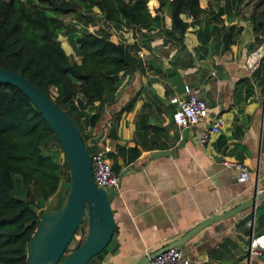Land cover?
Wrapping results in <instances>:
<instances>
[{"label":"crops","instance_id":"1","mask_svg":"<svg viewBox=\"0 0 264 264\" xmlns=\"http://www.w3.org/2000/svg\"><path fill=\"white\" fill-rule=\"evenodd\" d=\"M157 5L153 2L152 12ZM234 21L241 29L226 49L221 35L209 39L206 52L195 51L196 24L188 25L183 34L188 56H182L178 46L163 43L159 35L153 37L149 47L137 49L141 69L121 75L113 100L100 107L97 101L87 105L88 114L100 115L95 125L82 126L85 143L111 146L106 158L117 176L110 200L113 232L89 264H132L204 218L250 198L256 173L261 175L256 188H264V95H260L264 76L261 85L252 74L264 57L255 66L250 61L252 52L264 48V41L254 44L248 21ZM164 24L169 25L166 15ZM63 43V50L72 53L67 41ZM183 83L198 89L207 119L180 128L172 120L174 105L167 97L180 91ZM217 116L223 118V126L200 143L199 133ZM144 124L149 127L143 129ZM223 161L244 164L250 178L238 179L239 169ZM263 199L209 223L179 247L209 264H264L246 255L250 231L246 221L253 218L254 232L264 229L257 211Z\"/></svg>","mask_w":264,"mask_h":264},{"label":"trees","instance_id":"2","mask_svg":"<svg viewBox=\"0 0 264 264\" xmlns=\"http://www.w3.org/2000/svg\"><path fill=\"white\" fill-rule=\"evenodd\" d=\"M156 1L155 12L150 14L146 0H35L32 4L23 0H0V67L18 72L47 94L71 119L86 142L82 126L95 125L100 115L99 111L88 114L87 105L97 101L100 107L111 102L121 75L135 67L141 69L142 62L137 56L139 46L149 47L150 39L160 35L163 43L178 46L182 56H188L182 42L188 25H197L194 32L199 44L194 50L202 52H206L209 39L221 35L226 49L241 29L234 23L217 27L206 12L208 4L201 0H147V3L152 6ZM241 1L223 0L216 15L224 13L225 19L232 21L231 6ZM92 7L114 28L137 29L139 39L121 43L112 40L102 29H85L84 25L77 29L66 25L58 16L60 12H71L75 22H80L83 11H91ZM180 14L190 20H183ZM165 15L168 26L163 23ZM249 19L253 43L259 44L264 41V20ZM58 34L65 36L72 53L63 50ZM252 74L260 78L262 85L264 58ZM150 94L155 96L152 90ZM145 127L149 126L144 124L142 128ZM49 140L60 149L56 136L31 100L13 85L0 82V264H27L26 242L45 209L44 202L56 193L62 177L64 190L49 208L58 207L66 197L68 165L65 157L58 163L53 153L43 147ZM85 144L89 152L94 149ZM12 174L18 175L16 181L20 188L36 186V200L14 192ZM257 211L258 219L263 222L264 199ZM91 261L92 257L85 264Z\"/></svg>","mask_w":264,"mask_h":264},{"label":"water","instance_id":"3","mask_svg":"<svg viewBox=\"0 0 264 264\" xmlns=\"http://www.w3.org/2000/svg\"><path fill=\"white\" fill-rule=\"evenodd\" d=\"M0 82L13 85L35 105L56 136L68 165L69 184L64 201L56 208L41 211L37 224L26 242L27 264H85L108 243L113 232L110 200L113 188L95 185L90 155L80 132L52 99L18 72L0 67ZM264 197V188L250 198L208 216L162 247L145 254L132 264H143L171 246H180L209 223L253 207ZM85 221V233L78 245L68 252L66 246L75 230Z\"/></svg>","mask_w":264,"mask_h":264},{"label":"built area","instance_id":"4","mask_svg":"<svg viewBox=\"0 0 264 264\" xmlns=\"http://www.w3.org/2000/svg\"><path fill=\"white\" fill-rule=\"evenodd\" d=\"M263 48L252 52V55H256L253 59H250L251 65L255 66L258 59L262 56ZM137 53L138 50H137ZM197 88L190 86L187 83L181 85L180 91H175L167 97V101L174 105V110L171 114L172 120L177 127H187L194 125L200 121L207 119V108L202 98L197 94ZM224 124V120L221 116H217L214 119L209 120L207 127L199 133L198 141L203 142L209 133L219 132ZM261 125L264 126V112L261 116ZM88 145L93 146V150L89 152L91 174L95 185L102 188H113L117 185V176L111 170L110 164L106 160V153L111 150V146L106 143H95ZM225 164H230L239 169L238 179H249V173L247 167L235 161H223ZM264 175V168H263ZM261 178V175L255 174L254 186L255 193L260 188H256V182ZM249 227V234L247 236L246 243V255L247 259L250 257H257L261 262H264V229L260 232L253 231V218H249L246 221ZM143 264H209L207 261L199 259L195 256L188 255L181 247L171 246L167 249L157 253L153 257L149 258ZM244 264H249L244 263Z\"/></svg>","mask_w":264,"mask_h":264},{"label":"rangeland","instance_id":"5","mask_svg":"<svg viewBox=\"0 0 264 264\" xmlns=\"http://www.w3.org/2000/svg\"><path fill=\"white\" fill-rule=\"evenodd\" d=\"M26 3H34L35 0H23ZM205 4L207 3L208 8L206 10L207 13H209L211 21L217 26V27H225L229 24V22H223V14L220 15H216V11L218 10V6H222L223 5V0H202ZM258 0H242L240 3H236L234 2L231 6V12L233 13L234 16V20H236V22L239 21H244L247 20L249 25H251V21L249 18L253 17L255 20L261 19L264 20V1L262 3H257ZM146 6L150 12V14H153L154 12H152L151 6L148 5L147 0H146ZM155 10V9H154ZM58 16L61 17L65 24L68 26H75L77 29H82L85 27V29H102L103 31L107 32L109 34V37L121 42V43H132L135 42V40L139 39V31H137V29L133 28V27H122L120 29L114 28L112 26L111 23L109 22H105L101 19L98 10L95 7H92L91 11H83V14L81 15V17L83 18V21L80 22H75L73 14L71 12H60L58 13ZM164 20V17H163ZM233 20V22L235 23V21ZM164 23V21H163ZM225 24V25H224ZM84 25V27H83ZM165 26V24H164ZM142 31H144V29H141ZM156 30V29H154ZM156 32V31H155ZM150 34L151 31H149ZM160 36V35H159ZM162 38V36H160ZM57 39L61 44H64L63 42L66 41V38L64 35L62 34H58L57 35ZM62 42V43H61ZM170 43L168 42V45ZM139 49V48H138ZM264 49V48H263ZM262 56L264 57V52L262 54ZM75 58V57H74ZM51 94L53 95L54 92L52 91ZM260 95H264V87L262 88V90L260 91ZM44 148L49 149V151L51 153H53L55 160L58 163H61L63 160V153L61 148L59 149L55 144L54 141L49 140L47 142L44 143ZM107 162L109 163L108 158H106ZM12 178L14 180V192L21 195L22 197L26 198V199H30V200H36L37 199V188L36 186L30 184L28 185L27 189H22L20 188L18 182L16 181L18 178L17 174H12ZM61 183L60 186L57 188L56 193L53 195H51L45 202H44V208H49L50 206H52L57 198V196L59 197L61 195V193L64 190V183H65V179L64 177H62L60 179ZM111 188V187H110ZM250 206H248L247 208H249ZM264 223V220L263 222ZM85 233V221L83 220L80 225L77 227V229L75 230V233L72 237V239L70 240V242L68 243V245L66 246L65 252L70 251L75 242L77 240H80L83 235ZM89 264V263H88Z\"/></svg>","mask_w":264,"mask_h":264},{"label":"bare ground","instance_id":"6","mask_svg":"<svg viewBox=\"0 0 264 264\" xmlns=\"http://www.w3.org/2000/svg\"><path fill=\"white\" fill-rule=\"evenodd\" d=\"M255 56H256V55H252V56H250V59H253Z\"/></svg>","mask_w":264,"mask_h":264}]
</instances>
